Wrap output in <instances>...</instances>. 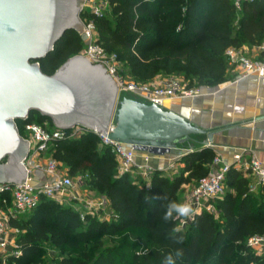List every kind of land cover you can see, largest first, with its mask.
Returning a JSON list of instances; mask_svg holds the SVG:
<instances>
[{"label": "trees", "instance_id": "16d2710c", "mask_svg": "<svg viewBox=\"0 0 264 264\" xmlns=\"http://www.w3.org/2000/svg\"><path fill=\"white\" fill-rule=\"evenodd\" d=\"M110 2L109 13L95 18L97 41L117 54L135 80L178 71L191 79L190 86L218 85L227 79V47L264 41V0L242 3L237 29L234 0ZM83 47V35L70 30L40 60L42 69L53 73ZM17 122L21 126L25 121ZM54 146V156L73 172L88 173L109 198L113 213L110 219L82 215L43 196L37 206L11 219L22 253L8 254V264H26L44 242L59 250L56 264H164L169 254L175 264H264V254L247 242L251 235H264V184L259 191L251 190L250 179L235 167L226 175V193L212 201L217 213L196 212L184 229L178 227L177 215L164 219L170 202L181 203L183 184H195L210 173L215 157L211 147L185 154L184 165L172 177L153 170L149 181L136 184L129 172H119L115 154L100 148L93 132ZM178 250L182 255L176 258Z\"/></svg>", "mask_w": 264, "mask_h": 264}, {"label": "water", "instance_id": "95a60500", "mask_svg": "<svg viewBox=\"0 0 264 264\" xmlns=\"http://www.w3.org/2000/svg\"><path fill=\"white\" fill-rule=\"evenodd\" d=\"M83 1L0 0V184L28 178L24 160L30 143L17 121H27L34 112L61 129L82 125L105 135L114 121L110 137L153 154L168 152L193 134L207 135L202 148L212 146L213 131L138 98L124 96L115 121L118 83L103 63L82 53L53 73L42 69L40 60L70 30L83 33Z\"/></svg>", "mask_w": 264, "mask_h": 264}, {"label": "built area", "instance_id": "2783aa9c", "mask_svg": "<svg viewBox=\"0 0 264 264\" xmlns=\"http://www.w3.org/2000/svg\"><path fill=\"white\" fill-rule=\"evenodd\" d=\"M246 0H234L237 9H241L242 3ZM252 1V0H247ZM111 7L110 0H84L82 3V20L84 22V47L80 51L93 62H101L107 68V71L115 78L118 83L119 95L129 93L138 99L147 103L165 106L170 97L178 94L192 96L198 92L196 86H190L179 77L157 78L148 81H139L127 79L120 73L121 61L117 54L109 52L97 41L98 34L96 30V17H104L109 13ZM264 50V41L256 45ZM228 58V66L236 67L247 73L255 72L263 66L259 58L252 55L246 45L227 47L225 51ZM19 131L30 143L28 156L24 164L28 170V178L21 183H3L0 184V257L6 259L8 254L20 255L22 250L14 240L13 232L18 229L10 225L13 218H18L20 214L37 206L43 196L48 198H57L69 190H77V183L68 173L62 172L61 162L52 151L57 141L67 138H78L88 132H93L99 137L100 148H110L115 154L118 162L119 172H132L138 167H143L146 178H149L153 168L148 165H140L137 161V149L132 143L124 142L120 139L109 136L113 131L115 122L112 121L108 133L93 131L82 125H75L71 129H61L57 126L50 128L47 122L25 121L19 126ZM25 131L26 134H23ZM246 151H238L233 154V162L224 163L220 155H215L213 165H219L217 171L199 178L191 192V201L193 204V214L190 218L176 216L175 220L179 228H186L196 212L204 209L210 212H216L213 199L223 196L227 191L225 182L226 175L231 167L241 170L244 174L252 173L258 178V182L264 184V165L256 157L244 160ZM149 160V154L145 156ZM46 172L47 179L40 182L33 181V172L36 170ZM75 198L79 194L75 193ZM15 235V234H14ZM248 244L258 253L264 254V235H251L247 240Z\"/></svg>", "mask_w": 264, "mask_h": 264}, {"label": "crops", "instance_id": "0c3cea01", "mask_svg": "<svg viewBox=\"0 0 264 264\" xmlns=\"http://www.w3.org/2000/svg\"><path fill=\"white\" fill-rule=\"evenodd\" d=\"M246 46L249 52L263 63L261 69L247 73L236 67H228L227 79L224 82L214 86H198V92L192 96L178 94L170 97L164 108L173 110L192 123L213 131L211 148L215 155L222 157L224 163L233 162V154L245 150L244 160L256 155L264 165V50L258 49L256 45ZM157 78H160L159 75L154 77ZM194 135L201 136V139ZM194 135L186 140H197L200 143L198 147L192 144L193 147L189 148L179 144L162 154L137 151V161L140 165L147 163L153 170H160L164 175L174 176L178 166L184 165L182 158L188 150L203 147L202 142L207 135ZM148 154L149 160L146 161L145 156ZM218 168L219 165L212 163L210 172L217 171ZM140 173L145 176L143 167L136 168L130 172V175L134 177ZM245 175L250 179L251 190L259 191L261 184L258 178L252 173ZM47 176L46 172L36 169L33 172V181H43ZM193 187L192 183L183 184L179 193L180 202L190 203L192 208L194 207L191 201ZM76 192L81 196L79 201H84L86 198L84 193H79L78 190ZM104 205L106 208H111L108 197L104 198ZM99 217L110 219L103 215Z\"/></svg>", "mask_w": 264, "mask_h": 264}, {"label": "rangeland", "instance_id": "374dc122", "mask_svg": "<svg viewBox=\"0 0 264 264\" xmlns=\"http://www.w3.org/2000/svg\"><path fill=\"white\" fill-rule=\"evenodd\" d=\"M211 8L217 9L215 7V5H211ZM239 11L240 10L238 9L236 17L234 18L235 26H236L235 29H237V24H238L239 17H240ZM250 47H253V46L251 45ZM120 73L122 74V76H124L127 79H130V78L134 79L133 75L130 73L129 68L126 65H124L123 63L120 64ZM159 77L162 79L169 78V77H179L187 83H190V81H191V79L186 77L184 75V73L178 72V71L173 72V73H166V72L162 71L161 73H159ZM124 96L136 98L129 93L120 94L119 100L117 101V104H116L114 118H113L115 121L117 118V113L121 107V99ZM33 120L37 121V122H41L40 114L38 112H34ZM45 121L47 122L48 127H50V128L55 127L53 122H51L49 120H45ZM22 132H23V134H26L25 131H22ZM194 137L201 139V136L194 135ZM186 139L187 138L181 139L175 143L177 145L180 144V146L185 145L189 148L193 147V145H195L196 147H198L200 145V143L197 140H186ZM54 147L55 146H53L52 151H54ZM60 162H61L60 167H61L62 172L68 173L70 176H72L74 178L75 182L77 183V187H76L77 190L79 191V193L83 192L84 193L83 195L86 196V198L84 201H79V199H76L74 195L77 192H76V190L73 189V190L66 191L63 194H60L59 197H57V198H53L52 200L55 202V204L58 207H61V206L73 207V208L79 210L82 215H84L86 213H90L91 215L97 216V217H99V215L100 216L103 215V216H108L111 218V215L113 213L112 209L110 207H108V208L104 207L105 206L104 205V198L106 197V195L101 190H99L97 187H95L92 184V182L89 179L88 173L83 172L81 169H79L76 172H73V169L69 165H67L64 160H60ZM182 166L183 165L178 166L176 173L180 172ZM129 177H131V179L134 182H136V184H139L142 181H149V178H146L141 173L136 174V176H134V177H132L131 175ZM97 201H99V202H97ZM180 222L181 221H179L177 223L180 224ZM17 233L18 232H16V233L13 232V236L15 237V239H14L15 241H16ZM106 242H109V240L107 238H106ZM59 255H60L59 250L52 247L48 242H44V244L41 248V252L38 255L32 256L30 258L28 257L27 258L28 262L26 264H56V261H57ZM0 264H8L7 259H4L3 256L0 257Z\"/></svg>", "mask_w": 264, "mask_h": 264}, {"label": "clouds", "instance_id": "9594fccd", "mask_svg": "<svg viewBox=\"0 0 264 264\" xmlns=\"http://www.w3.org/2000/svg\"><path fill=\"white\" fill-rule=\"evenodd\" d=\"M193 208L190 203H176V202H170L167 205V209L164 214L165 220H171L174 218V214L178 215L180 217L184 218H190L193 214ZM182 255V252L179 250L176 252L175 256L176 258H179ZM164 264H175L174 257L169 254L167 257H165Z\"/></svg>", "mask_w": 264, "mask_h": 264}]
</instances>
